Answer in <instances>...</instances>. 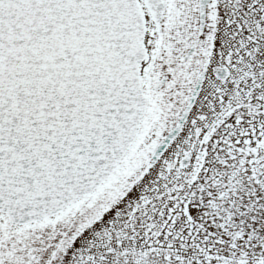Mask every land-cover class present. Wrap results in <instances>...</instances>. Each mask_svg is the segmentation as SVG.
Listing matches in <instances>:
<instances>
[{
	"label": "snow or ice",
	"instance_id": "6c2138e0",
	"mask_svg": "<svg viewBox=\"0 0 264 264\" xmlns=\"http://www.w3.org/2000/svg\"><path fill=\"white\" fill-rule=\"evenodd\" d=\"M0 264H264V0H0Z\"/></svg>",
	"mask_w": 264,
	"mask_h": 264
}]
</instances>
